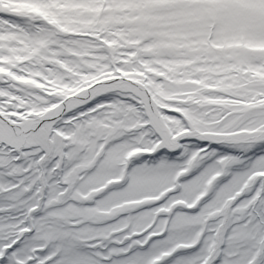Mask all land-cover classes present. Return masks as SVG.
I'll return each instance as SVG.
<instances>
[{
    "label": "snow or ice",
    "instance_id": "6c2138e0",
    "mask_svg": "<svg viewBox=\"0 0 264 264\" xmlns=\"http://www.w3.org/2000/svg\"><path fill=\"white\" fill-rule=\"evenodd\" d=\"M0 264H264V0H0Z\"/></svg>",
    "mask_w": 264,
    "mask_h": 264
}]
</instances>
